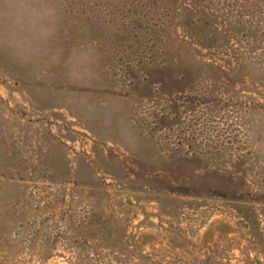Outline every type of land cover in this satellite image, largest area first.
<instances>
[{"label":"rangeland","instance_id":"374dc122","mask_svg":"<svg viewBox=\"0 0 264 264\" xmlns=\"http://www.w3.org/2000/svg\"><path fill=\"white\" fill-rule=\"evenodd\" d=\"M263 49L264 0H0V264H264Z\"/></svg>","mask_w":264,"mask_h":264},{"label":"trees","instance_id":"16d2710c","mask_svg":"<svg viewBox=\"0 0 264 264\" xmlns=\"http://www.w3.org/2000/svg\"><path fill=\"white\" fill-rule=\"evenodd\" d=\"M251 43H253V42H251ZM256 52H257V50H256ZM257 55H258V59H259L260 64H261L260 70H262V69H264V66H262V65H264V49L262 50V52L257 53ZM245 65H246V62H245Z\"/></svg>","mask_w":264,"mask_h":264}]
</instances>
